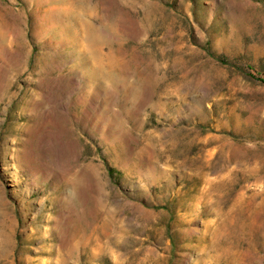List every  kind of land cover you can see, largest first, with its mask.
Listing matches in <instances>:
<instances>
[{
	"label": "rangeland",
	"instance_id": "1",
	"mask_svg": "<svg viewBox=\"0 0 264 264\" xmlns=\"http://www.w3.org/2000/svg\"><path fill=\"white\" fill-rule=\"evenodd\" d=\"M0 264H264V0H0Z\"/></svg>",
	"mask_w": 264,
	"mask_h": 264
}]
</instances>
